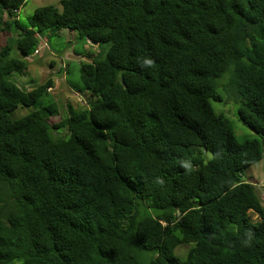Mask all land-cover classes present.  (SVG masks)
Instances as JSON below:
<instances>
[{
    "label": "trees",
    "instance_id": "obj_1",
    "mask_svg": "<svg viewBox=\"0 0 264 264\" xmlns=\"http://www.w3.org/2000/svg\"><path fill=\"white\" fill-rule=\"evenodd\" d=\"M26 1L0 0V264H264L243 178L264 158V0H61L22 22ZM62 30L101 47L63 115L40 105L52 78L11 79ZM221 87L258 137L215 112Z\"/></svg>",
    "mask_w": 264,
    "mask_h": 264
},
{
    "label": "rangeland",
    "instance_id": "obj_2",
    "mask_svg": "<svg viewBox=\"0 0 264 264\" xmlns=\"http://www.w3.org/2000/svg\"><path fill=\"white\" fill-rule=\"evenodd\" d=\"M50 4L54 5L61 11V0H27L25 5L20 9L18 18L20 21L25 22L27 18L33 15L39 7ZM11 37L12 35L6 38V40H8L7 42L10 41ZM4 41L5 40L0 41V48L4 46ZM12 44L15 46V43ZM37 48L39 49V52H34V55L30 56L28 59V69L26 73L23 75L12 73L11 79L19 86L31 89L37 84L46 81L48 78H52L54 81L53 87L49 89V94L41 98L40 105L46 103L48 100H54L59 103L58 108L60 109L61 115L67 113L70 106H86L84 95L76 91L81 85L79 70L80 62L76 60H68L65 56L68 50L83 52L81 55L93 53V56H97L101 47L90 45L85 40L81 39L78 33L76 34L71 33L69 30H62L58 35L53 36L50 41L46 38L41 39L40 45ZM13 53L14 55H17L16 53H18V51L15 49ZM64 61L68 62V65L65 64L67 71L62 66ZM224 76L225 77L221 82H225L229 79L230 73L228 72ZM220 90L223 93V101L212 100V106L215 112L223 113L230 119L235 135L240 142L249 138L258 137L251 128L239 119L237 113L239 103L233 99V97L228 99L222 87ZM40 105H38V107ZM34 109L35 107L20 106L12 113L11 116L13 119H19ZM52 119L54 121H58L60 119V115H56ZM195 151H201L205 160L212 157L211 151L205 150L201 147H195ZM243 178L246 179L247 182H251L255 185L264 206V158L250 166L245 171ZM253 218L256 219L257 215H253ZM187 246H179L175 253L179 256H183L182 254L188 250Z\"/></svg>",
    "mask_w": 264,
    "mask_h": 264
},
{
    "label": "water",
    "instance_id": "obj_3",
    "mask_svg": "<svg viewBox=\"0 0 264 264\" xmlns=\"http://www.w3.org/2000/svg\"><path fill=\"white\" fill-rule=\"evenodd\" d=\"M88 42L91 45H95L97 46L99 44V42L97 41H92L88 39ZM66 59L68 60H76V61H86V62H94V58L90 57L88 55H80V54H76L74 51L72 50H68L65 56Z\"/></svg>",
    "mask_w": 264,
    "mask_h": 264
},
{
    "label": "built area",
    "instance_id": "obj_4",
    "mask_svg": "<svg viewBox=\"0 0 264 264\" xmlns=\"http://www.w3.org/2000/svg\"><path fill=\"white\" fill-rule=\"evenodd\" d=\"M35 52L38 53V52H39V49L37 48V49L35 50Z\"/></svg>",
    "mask_w": 264,
    "mask_h": 264
},
{
    "label": "clouds",
    "instance_id": "obj_5",
    "mask_svg": "<svg viewBox=\"0 0 264 264\" xmlns=\"http://www.w3.org/2000/svg\"><path fill=\"white\" fill-rule=\"evenodd\" d=\"M72 51H74V50H72ZM75 52V51H74ZM77 54V53H76ZM81 55V54H80ZM80 62V61H79Z\"/></svg>",
    "mask_w": 264,
    "mask_h": 264
},
{
    "label": "crops",
    "instance_id": "obj_6",
    "mask_svg": "<svg viewBox=\"0 0 264 264\" xmlns=\"http://www.w3.org/2000/svg\"><path fill=\"white\" fill-rule=\"evenodd\" d=\"M251 177H252V175H251ZM245 181H247L246 179H244Z\"/></svg>",
    "mask_w": 264,
    "mask_h": 264
}]
</instances>
